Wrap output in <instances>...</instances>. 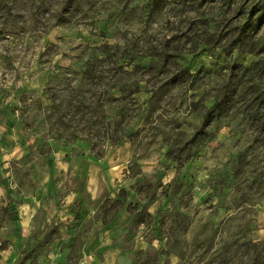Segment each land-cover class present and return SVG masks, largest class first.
Listing matches in <instances>:
<instances>
[{
	"label": "rangeland",
	"instance_id": "rangeland-1",
	"mask_svg": "<svg viewBox=\"0 0 264 264\" xmlns=\"http://www.w3.org/2000/svg\"><path fill=\"white\" fill-rule=\"evenodd\" d=\"M256 191L264 0H0V264H264Z\"/></svg>",
	"mask_w": 264,
	"mask_h": 264
},
{
	"label": "clouds",
	"instance_id": "clouds-1",
	"mask_svg": "<svg viewBox=\"0 0 264 264\" xmlns=\"http://www.w3.org/2000/svg\"><path fill=\"white\" fill-rule=\"evenodd\" d=\"M29 59L32 58L29 57ZM16 66L19 67L20 65L17 64ZM34 68H35V63H33L31 68H29L28 70L32 71ZM248 195H249V200L247 201V206L248 207L256 206L257 210L261 213V216L264 217V192L256 191L255 194L249 193ZM242 207H245V204ZM237 215H238V221H237L238 227L245 229V232L247 233L245 239L251 238L252 232L249 231V229L254 230L255 227L257 226L254 218L244 216V214L239 210L237 212ZM260 227H264V224H261ZM260 238H264V237H259L258 239Z\"/></svg>",
	"mask_w": 264,
	"mask_h": 264
}]
</instances>
